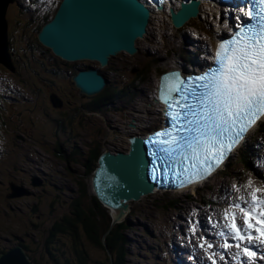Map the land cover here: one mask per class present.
Instances as JSON below:
<instances>
[{
    "label": "rangeland",
    "instance_id": "1",
    "mask_svg": "<svg viewBox=\"0 0 264 264\" xmlns=\"http://www.w3.org/2000/svg\"><path fill=\"white\" fill-rule=\"evenodd\" d=\"M206 10L209 14L214 11L210 8ZM18 13L16 7L11 11L12 37L13 43L18 49V54L24 55L22 49L26 43L36 44L35 39L38 27L36 25L30 26L29 24H25L29 20L28 15L22 17L23 22L20 25L17 22L20 19ZM204 17H207L204 20L207 22L212 18L210 15H204ZM166 18L168 17H163V23L167 22ZM161 22L162 20L159 18L151 20V27L146 38L148 43H156L159 32L160 37L162 36L161 29L163 24ZM202 22L194 21L192 22V26L198 27L203 24ZM202 27L208 29L211 26H208L206 23ZM174 33L180 35L176 31ZM146 40L144 41L145 43ZM178 45V42H174L170 38H167L164 44L160 42L158 47L144 44L141 46V51L137 56L131 57L120 54L112 60L110 70H103V72L109 77L111 85L118 86L120 84L121 87H129L140 77V73L135 74V70H147V80L140 86V89L144 88L150 94L156 89L157 82L154 71L156 66L154 62H156L157 55H151L147 49L150 48V51L154 53L160 48L162 50L161 54L166 55L167 51H173ZM43 51L44 49H39L38 53ZM173 57L175 56L173 55ZM162 58L164 57H160V59ZM35 59L28 53V56H25V63L22 60L20 61L21 76L17 77L16 80L21 82V78L23 77L29 82V85H24L27 93L23 101L7 109L5 115L7 121L2 123L1 133L4 135L0 138V146H4L8 141V150L0 165V252L4 248L16 245V237L26 238L27 243L36 249L40 230L52 222L53 213L60 215L65 211L66 197H69L71 192L77 190V183L70 169L75 170L77 175L83 172L79 165L72 163L69 167L68 164L63 163L54 154V143L57 140L67 141V129H59L54 120L51 124H48L42 113L39 110L35 111L37 101L34 93L35 80L32 70L36 65ZM59 63L63 64V62ZM77 65H83V63ZM87 65L95 66L92 63H87ZM167 65H173V63L166 61L157 66L165 67ZM0 71H3L1 67ZM55 82L58 87L66 84L71 90L69 79L66 75H60L55 78ZM73 92L77 95V92ZM2 94L3 89L0 87V97H2ZM141 100V96L135 97L132 101L128 97H124L114 104V109L118 111L110 114L102 113L100 116H92L91 118L97 119L101 123L100 132L98 133L92 127L93 135H88L87 138L84 136V140L90 142V139H98L101 141L105 151L119 152L121 150V152H126L129 148L128 138L130 135L144 134L149 127L155 126L157 122L155 116L141 115L143 111L140 108L133 109V106L137 103H141L146 107L150 105L147 103V99L146 103H142ZM38 105L45 108L43 97ZM123 106H125L124 109ZM121 108L123 109L122 111H120ZM132 109L138 116L137 114L134 116L128 115V112ZM143 110L146 109L143 108ZM51 115L53 119L61 118V114L57 112H52ZM133 121L136 122L137 129H131L128 125ZM66 145L65 148L68 149L70 145ZM257 158L255 164H260L263 161L262 159H264V155L258 153ZM35 159L37 163H34ZM38 169L44 170L48 175H43ZM36 176L45 179L47 183L35 191V197L21 200L28 204L27 207L16 210V213L9 211L11 206L9 201L6 200V193L9 192L8 184L10 182H29ZM87 183L89 193L93 196L91 176L87 177ZM40 197L43 198V202L40 201ZM173 199L174 197L152 196L146 200L141 199L139 202L129 203L131 207L129 215L132 214V208L133 214L128 217V220L131 224L138 223L136 228H131L129 231L131 239L130 252L132 254L129 257L130 264H156L157 254L165 241V227L169 225V221L176 215L174 211L166 209ZM180 200L182 202L180 207L188 206L189 202L186 196H181ZM37 204L41 207V212L32 213L31 209ZM52 204H54L53 207ZM39 215L43 217L41 222L37 220ZM35 224L43 226L41 229H38L35 227ZM86 248L93 260H104L105 255L101 249L89 244H86ZM142 249L147 252H143ZM37 256L40 257V253Z\"/></svg>",
    "mask_w": 264,
    "mask_h": 264
},
{
    "label": "snow or ice",
    "instance_id": "2",
    "mask_svg": "<svg viewBox=\"0 0 264 264\" xmlns=\"http://www.w3.org/2000/svg\"><path fill=\"white\" fill-rule=\"evenodd\" d=\"M255 4L257 11L254 15L249 10L248 18L256 23L237 25L232 37L218 44L214 66L187 80L179 73L162 78L159 99L166 105L165 115L172 127L155 133L149 142L163 154L160 159L171 161L180 170L178 177H185L180 187L210 175L264 117V0H255ZM259 192L252 190L249 208L234 206L243 213L244 221L241 226L232 213L228 227L233 239L264 243V199L258 198ZM244 255L250 260L256 257L248 247Z\"/></svg>",
    "mask_w": 264,
    "mask_h": 264
},
{
    "label": "water",
    "instance_id": "3",
    "mask_svg": "<svg viewBox=\"0 0 264 264\" xmlns=\"http://www.w3.org/2000/svg\"><path fill=\"white\" fill-rule=\"evenodd\" d=\"M10 1L0 0V65L8 70L12 66L5 14ZM69 1L63 4L58 20L46 25L38 35L41 44L65 60L69 56L83 59L87 53L124 45L133 48L149 13L138 0H76L66 14L65 6ZM75 81L83 90L86 80L77 76ZM147 160V151L141 141L133 144L127 155L107 152L102 156L95 176V190L107 208L119 211L116 222L128 210V203L139 201L143 194L149 193L152 185L148 178ZM10 254L16 257H3L0 264H28L17 251Z\"/></svg>",
    "mask_w": 264,
    "mask_h": 264
},
{
    "label": "trees",
    "instance_id": "4",
    "mask_svg": "<svg viewBox=\"0 0 264 264\" xmlns=\"http://www.w3.org/2000/svg\"><path fill=\"white\" fill-rule=\"evenodd\" d=\"M99 154L100 151L98 149L89 150L88 155L90 156V165L85 171L86 177L91 175ZM76 155L77 153L73 151L72 156L74 159L76 158ZM77 187L78 189L75 191L77 198L71 205L70 214L66 215L63 220L61 218L54 219L52 224V233L53 236L60 233L64 239L70 240L76 248V254L80 259V263L90 264V256L82 249V246L84 245L82 239L92 243L95 241L98 245L102 244L104 235L110 230L109 227L111 225V220L109 221L106 211L102 209L97 201H94L90 207L84 206L85 199L89 196L88 187L84 181L78 182ZM70 215L72 216L69 217ZM119 230L120 229H111V233L106 237L107 248L110 254L113 256L114 264H124V259L127 255L126 244L128 240L124 235L122 236L120 234ZM59 246L60 245L58 243L57 245H53L52 248L49 246L47 250L49 252H57L60 256L69 255L71 251L68 248H58ZM51 263L62 264L58 261ZM109 263L110 260L107 258L106 264ZM64 264H74V262H72L68 257Z\"/></svg>",
    "mask_w": 264,
    "mask_h": 264
},
{
    "label": "bare ground",
    "instance_id": "5",
    "mask_svg": "<svg viewBox=\"0 0 264 264\" xmlns=\"http://www.w3.org/2000/svg\"><path fill=\"white\" fill-rule=\"evenodd\" d=\"M250 5L252 4V1L250 0L249 2H248ZM208 7H206V8H202V13H203V15H205V16H211L212 17V19H214L215 18V16H216V12L215 11H213V12H211V14H209L208 12H207V9ZM155 18H158L157 16H152V18H151V20H154ZM205 19H207V17H204ZM197 21H201L202 22V20H197ZM150 23H151V21H150ZM203 23V22H202ZM164 24H166V22H164ZM150 25H149V27H148V30H147V34H146V36H145V38L144 39H141V40H139L138 41V45H140L142 42H144L145 40H146V38H147V36H148V33H149V29H150ZM194 27V26H193ZM196 28H198V27H196ZM166 30V28H165V26L163 25L162 26V29H161V33H162V35H163V33H164V31ZM176 32H178V31H176ZM179 33V32H178ZM187 35H188V33H187ZM173 36H175V37H177V38H181V35H178V34H173ZM185 37H186V34H185ZM146 43H148V41L146 40ZM160 51V50H159ZM121 153H126V152H121ZM258 157H260V156H258ZM256 158H257V156H256ZM258 159V158H257ZM263 161H261L260 162V166H264V159H262ZM254 162V161H253ZM181 195H179L178 197H180ZM147 197H149V196H147ZM146 196H144L142 199H145V198H147ZM139 202V201H138ZM129 207H130V205H129ZM130 211H131V207H130V209H129V212H128V215H129V213H130ZM170 222V221H169ZM112 224H114V223H112Z\"/></svg>",
    "mask_w": 264,
    "mask_h": 264
}]
</instances>
